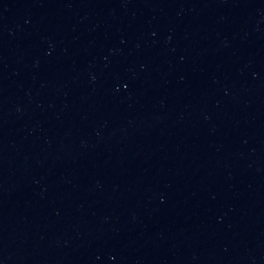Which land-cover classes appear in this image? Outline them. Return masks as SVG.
I'll return each instance as SVG.
<instances>
[{
  "label": "water",
  "instance_id": "95a60500",
  "mask_svg": "<svg viewBox=\"0 0 264 264\" xmlns=\"http://www.w3.org/2000/svg\"><path fill=\"white\" fill-rule=\"evenodd\" d=\"M0 264H264V0H0Z\"/></svg>",
  "mask_w": 264,
  "mask_h": 264
}]
</instances>
